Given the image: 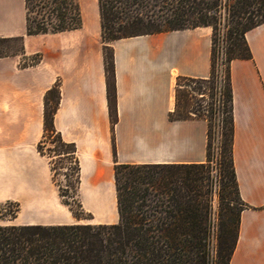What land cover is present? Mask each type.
<instances>
[{"label": "crops", "instance_id": "1", "mask_svg": "<svg viewBox=\"0 0 264 264\" xmlns=\"http://www.w3.org/2000/svg\"><path fill=\"white\" fill-rule=\"evenodd\" d=\"M79 2L80 28L26 34L25 0H0V37H23V53L0 57V207L17 212L0 225L79 223L61 202L51 167L38 151L44 96L55 84L60 101L54 128L75 147L79 201L92 224L118 221L114 165L203 164L207 122L171 120L179 77L207 80L212 30L199 26L116 39L118 121L108 114L98 4ZM245 38L250 59L230 63L234 136L232 159L239 196L238 240L229 264H264V22ZM39 55L35 63L21 60ZM115 145V159L112 150ZM105 201L107 203H105ZM106 204V205H105Z\"/></svg>", "mask_w": 264, "mask_h": 264}, {"label": "trees", "instance_id": "2", "mask_svg": "<svg viewBox=\"0 0 264 264\" xmlns=\"http://www.w3.org/2000/svg\"><path fill=\"white\" fill-rule=\"evenodd\" d=\"M97 4L112 131L118 115L111 42L130 36L211 27L210 77L207 80L179 77L175 110L169 115L171 120L196 118L207 122L206 162L115 161L117 223L0 225V264H229L238 240L239 217L247 208L239 196L232 159L230 63L251 58L245 33L264 22V0H97ZM25 7L27 35L63 32L82 25L77 0H25ZM34 8L36 16L31 17ZM10 40L19 41L20 49L11 54L0 47V57L23 53V37H0V43ZM222 49L227 83L224 94L218 98L215 59ZM36 56L37 62L40 57ZM206 89L211 100L208 109L176 115L186 106L185 96L204 95L202 91ZM59 101V86L55 84L43 100V139L54 135L53 141L61 149L59 155L67 154L62 150L66 148L75 156V147L63 142L54 128ZM217 117L221 168L215 176L210 143ZM112 150L115 159L114 140ZM38 151L42 155L40 145ZM75 163L79 210L75 212L64 200L62 190H58V195L79 222L84 210L79 201L76 156Z\"/></svg>", "mask_w": 264, "mask_h": 264}, {"label": "rangeland", "instance_id": "3", "mask_svg": "<svg viewBox=\"0 0 264 264\" xmlns=\"http://www.w3.org/2000/svg\"><path fill=\"white\" fill-rule=\"evenodd\" d=\"M78 3L84 1L86 4L84 6L85 11L90 12L92 2H96V0H77ZM36 8L33 9L31 12V17L36 16ZM1 49H3L6 53H16L20 49V42L17 40H10L7 42L0 43ZM36 55H32L29 58H25L21 60V65L31 64L36 62L37 60ZM223 60V49L217 53V57L215 59V68L219 73V81H218V93L217 97H221L224 94L226 89L227 77H226V70L222 65ZM207 88V87H206ZM204 95H188L187 97L183 98L186 101V106L181 107L178 114H185L186 111H194L198 112L200 110L208 109L211 100L209 98L208 89L202 91ZM219 104V100L218 103ZM182 106V105H181ZM204 112V111H203ZM215 129V131H214ZM53 137L43 139L40 144V151L42 155L48 161L51 172L53 175V181L57 190H62L63 194L65 195L64 200L67 201L72 209L77 212L79 208L77 207V198L75 197V187H76V163H75V156L73 154H69L66 148H63L64 152L67 154L59 155L60 148L59 145L53 141ZM211 152L213 153V158L211 160V167L214 169V175H219L220 172V144H219V136H218V117L215 120V127H213V134L211 137ZM218 181L220 177L217 176ZM221 186V183H219ZM105 203H107L105 201ZM218 202L215 201V206H217ZM106 205V204H105ZM17 212V208L13 203H7L0 207V224L5 223L6 220H10L14 217L15 213ZM92 215L87 212L83 211L81 215V220L79 221L80 224H87L92 223L91 221ZM216 221V219H215Z\"/></svg>", "mask_w": 264, "mask_h": 264}]
</instances>
